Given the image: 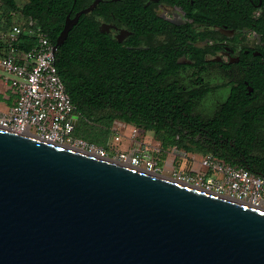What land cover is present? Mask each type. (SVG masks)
I'll list each match as a JSON object with an SVG mask.
<instances>
[{
  "label": "water",
  "instance_id": "obj_1",
  "mask_svg": "<svg viewBox=\"0 0 264 264\" xmlns=\"http://www.w3.org/2000/svg\"><path fill=\"white\" fill-rule=\"evenodd\" d=\"M0 264H264V209L0 128Z\"/></svg>",
  "mask_w": 264,
  "mask_h": 264
},
{
  "label": "flooded vegetation",
  "instance_id": "obj_2",
  "mask_svg": "<svg viewBox=\"0 0 264 264\" xmlns=\"http://www.w3.org/2000/svg\"><path fill=\"white\" fill-rule=\"evenodd\" d=\"M41 20L51 42L75 21L65 41L93 47L78 52L86 73L115 75L118 58L127 73L139 57L146 79L181 94L191 115L247 119L256 136L251 152L264 156V0H0V26ZM205 101L210 116L197 112Z\"/></svg>",
  "mask_w": 264,
  "mask_h": 264
},
{
  "label": "trees",
  "instance_id": "obj_3",
  "mask_svg": "<svg viewBox=\"0 0 264 264\" xmlns=\"http://www.w3.org/2000/svg\"><path fill=\"white\" fill-rule=\"evenodd\" d=\"M41 21L40 26L46 30L45 22ZM12 24L9 22L7 29ZM28 42L31 41L23 40L17 46L27 49L29 46L25 43ZM52 43H55V36ZM92 48L69 37L55 53L57 71L79 117L74 129L76 137L104 146L106 138L97 135L94 127H103L108 136L112 123L120 121L154 132L164 147L201 149L232 166L264 176V156L256 157L251 152L256 136L254 126L247 119L238 118L235 123L226 114L221 119L206 121L191 115V106L183 101L181 94L174 96L171 91L153 86V80L146 79V66L139 57L130 59L127 73L124 58L117 59L119 72L115 75L86 73L84 62H78V52ZM97 82L107 86L86 87Z\"/></svg>",
  "mask_w": 264,
  "mask_h": 264
},
{
  "label": "built area",
  "instance_id": "obj_4",
  "mask_svg": "<svg viewBox=\"0 0 264 264\" xmlns=\"http://www.w3.org/2000/svg\"><path fill=\"white\" fill-rule=\"evenodd\" d=\"M4 36L7 47L5 54L0 57V67L6 76H11L3 79L6 83L11 82L17 98L6 112L0 111V128L105 157L103 148L74 135L75 107L57 71L54 44L47 32L39 25L23 29L20 24L14 23ZM23 40L31 41L25 43L29 46L27 49L17 46ZM119 157L116 160L139 167L135 152ZM198 164L197 167H191L185 176L172 178L218 196L264 209V176L232 166L211 154H206ZM201 168L207 171L202 172ZM142 169L158 173L149 160Z\"/></svg>",
  "mask_w": 264,
  "mask_h": 264
},
{
  "label": "rangeland",
  "instance_id": "obj_5",
  "mask_svg": "<svg viewBox=\"0 0 264 264\" xmlns=\"http://www.w3.org/2000/svg\"><path fill=\"white\" fill-rule=\"evenodd\" d=\"M7 26H0V47L4 48L6 42ZM0 74L6 73L0 67ZM7 76L11 77L7 74ZM206 102L200 103L197 112L203 116H210L207 113L208 108ZM9 106L0 105V111L6 112ZM103 126V125H102ZM79 130V126L77 127ZM76 129V130H77ZM92 129V128H91ZM95 133L103 135L106 138L104 146L96 145L105 150L106 156L112 159L120 158V155L126 156L135 152L138 156V166L146 167V161L149 160L154 164V168L158 173L167 177L185 176L191 167L199 166V162L206 155V151L197 148L179 150L174 147H164L157 135L151 131H144L132 125L124 124L120 121H114L111 125L110 134L105 135L103 127L95 126ZM77 133V131H75ZM103 137V138H104ZM202 172H206V168H201Z\"/></svg>",
  "mask_w": 264,
  "mask_h": 264
},
{
  "label": "crops",
  "instance_id": "obj_6",
  "mask_svg": "<svg viewBox=\"0 0 264 264\" xmlns=\"http://www.w3.org/2000/svg\"><path fill=\"white\" fill-rule=\"evenodd\" d=\"M9 29H7V31ZM6 47H7V43L4 45L3 49H1V47H0V57H2L5 54ZM3 77L8 78V76L0 74V105H5V106L10 107L14 103V101L16 100L17 95H16L14 88L11 85V82L8 81L6 83L3 79Z\"/></svg>",
  "mask_w": 264,
  "mask_h": 264
}]
</instances>
